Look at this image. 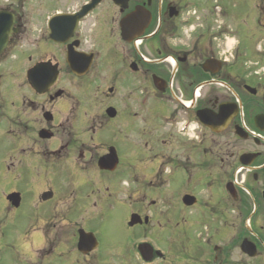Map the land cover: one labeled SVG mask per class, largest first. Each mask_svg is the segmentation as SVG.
<instances>
[{
    "label": "flooded vegetation",
    "instance_id": "flooded-vegetation-1",
    "mask_svg": "<svg viewBox=\"0 0 264 264\" xmlns=\"http://www.w3.org/2000/svg\"><path fill=\"white\" fill-rule=\"evenodd\" d=\"M229 13L250 19L229 32ZM1 14L0 264H264V0H0ZM107 181L127 202L99 195ZM164 189L201 215L148 214Z\"/></svg>",
    "mask_w": 264,
    "mask_h": 264
},
{
    "label": "rangeland",
    "instance_id": "rangeland-1",
    "mask_svg": "<svg viewBox=\"0 0 264 264\" xmlns=\"http://www.w3.org/2000/svg\"><path fill=\"white\" fill-rule=\"evenodd\" d=\"M214 18L212 20H214ZM237 18H238V21H237ZM249 19H250V16L235 15V14L229 13L228 14V21H227L228 26H229V32L231 31L230 29H234L237 25H240V23L242 21L249 20ZM243 29L248 30L246 25H243ZM250 31L254 32V33L257 32V30H255L254 27ZM228 39H229V41H227V45H226L225 49H226V51L231 53L233 48H235L237 46L238 42H237V39L235 37H233V35L229 36ZM249 40L251 42H255L254 38L249 39ZM263 48H264V44H263ZM243 49H244V53H247L245 48H243ZM229 53H228V55H229ZM252 68H253L252 62H248L247 64L244 65V70L250 71V70H252ZM262 69L260 71H262ZM80 176H82V178L84 180H86L85 174H82ZM88 178L94 180L95 182H98V175L95 173H92V174L89 173ZM59 179H60V176H59ZM59 179L55 180L54 176H51V178H48V181H51L53 188L55 187V190H56L55 192H56L57 198H59L60 194H62V186H63L62 181L60 182ZM42 183L45 184L44 181H37L36 187L38 190L43 188L44 185ZM75 184H77V182H75ZM70 186L72 188L74 187L75 189H77L80 192V194H82V195L84 193H85L84 195L91 194L93 191V189H92L93 187H91L89 185L85 186L84 184H82V186H78V184H77V187H76L74 184H72ZM121 187L122 186L118 185L114 181L112 183L107 181L104 184V186L100 185L102 192L99 195L102 196L105 194V196L108 199H116V200L119 199L123 202H127V197H126L127 192H126V190H124L123 187L122 188ZM106 188H110L108 193L105 191ZM94 190L96 191L95 194H97L98 193L97 189L94 188ZM148 194H149V198H154V199L157 198V202H158L157 206H155V207L148 206L146 208V211L148 212V214L169 215V214L174 213V211L177 212V210H179L180 214H185L186 216L201 215V213L199 211H196V210H188L186 212H181L179 205H177V202H175L176 200L172 197L173 192L169 191V189L168 190L164 189L163 191H151V193L148 192ZM204 197H206L204 193L202 195H199L200 200L204 199ZM90 198H93V196L90 195ZM117 204H120V203L118 202ZM140 209H142V206H139V205L131 207V211H133V212L140 210ZM126 211H127L126 207L121 205V204L118 205L115 210L109 211L107 214L110 215L111 218L108 219L109 220L108 225L113 224V227H114V224H116V227H117V223H118L119 218L121 216H123L126 213ZM193 218H195V217H193ZM196 221H198V222L195 223V226H197V228L195 229V235H196L197 239L200 240V238H203V236H206V233H208V232L206 229L203 228L202 220L201 221L196 220ZM99 224H101V223H98V225ZM36 225L38 226L37 223H36ZM111 230L112 229H108V231H111ZM155 231H157V230L155 229ZM37 237H39V239H41V241H43V235L42 234L37 235ZM15 249H17V248L15 247ZM18 253H20L19 250H14V252L11 253V255L16 256V255H18ZM52 261H54L53 258H52Z\"/></svg>",
    "mask_w": 264,
    "mask_h": 264
},
{
    "label": "water",
    "instance_id": "water-1",
    "mask_svg": "<svg viewBox=\"0 0 264 264\" xmlns=\"http://www.w3.org/2000/svg\"><path fill=\"white\" fill-rule=\"evenodd\" d=\"M3 16H5V15H2V14L0 15V32H3V36L0 37V52L4 49V47H5L6 43H7V40H8L7 34L9 33L10 28H11V26L9 24L12 23V22L9 23V24L6 23L7 20L5 18H3L4 20H2L1 17H3ZM107 163H108L107 159H102L100 161V163H99L100 168L102 170L109 169L110 166ZM50 197H51V194H45L43 196L44 199H48ZM194 201L195 200L192 197H188L187 196V197L184 198V204L186 206H192L194 204ZM140 222H141V219L138 216H133L131 225H135V224L140 223ZM140 249H141V252H143L144 246L141 247Z\"/></svg>",
    "mask_w": 264,
    "mask_h": 264
}]
</instances>
